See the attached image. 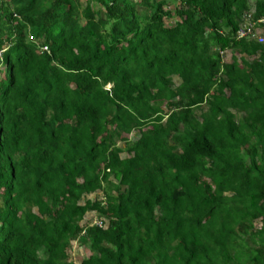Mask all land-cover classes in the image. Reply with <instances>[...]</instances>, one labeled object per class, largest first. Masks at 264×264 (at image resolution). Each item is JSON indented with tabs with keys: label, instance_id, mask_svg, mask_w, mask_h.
<instances>
[{
	"label": "trees",
	"instance_id": "trees-1",
	"mask_svg": "<svg viewBox=\"0 0 264 264\" xmlns=\"http://www.w3.org/2000/svg\"><path fill=\"white\" fill-rule=\"evenodd\" d=\"M262 18L0 0V264H264Z\"/></svg>",
	"mask_w": 264,
	"mask_h": 264
},
{
	"label": "rangeland",
	"instance_id": "rangeland-1",
	"mask_svg": "<svg viewBox=\"0 0 264 264\" xmlns=\"http://www.w3.org/2000/svg\"><path fill=\"white\" fill-rule=\"evenodd\" d=\"M84 1V0H82ZM253 4V3H252ZM171 5V2H168V6ZM243 25V24H242ZM241 25V26H242ZM239 57V55H237ZM230 59V54H228L227 57H225V60L228 62ZM175 81H179L178 79H175ZM137 134L132 133L128 136L129 140L133 141L137 139ZM127 157V155L122 154L121 157ZM101 198V195L99 193L93 194L91 196H89V199H95V198ZM95 214L94 213H87L84 220L89 221V220H95ZM88 250V249H87ZM81 244L79 241H74L71 245V249H70V255L71 258H73V260L75 261V264H80V261L83 258H86L88 256V251H87Z\"/></svg>",
	"mask_w": 264,
	"mask_h": 264
},
{
	"label": "clouds",
	"instance_id": "clouds-1",
	"mask_svg": "<svg viewBox=\"0 0 264 264\" xmlns=\"http://www.w3.org/2000/svg\"><path fill=\"white\" fill-rule=\"evenodd\" d=\"M260 24H264V18L261 19V22L258 23L256 26H254L253 29H251V34L250 37H253V36H257V37H261L262 33H263V27H259Z\"/></svg>",
	"mask_w": 264,
	"mask_h": 264
},
{
	"label": "built area",
	"instance_id": "built-area-1",
	"mask_svg": "<svg viewBox=\"0 0 264 264\" xmlns=\"http://www.w3.org/2000/svg\"><path fill=\"white\" fill-rule=\"evenodd\" d=\"M240 36H245L251 34V28H244L239 32Z\"/></svg>",
	"mask_w": 264,
	"mask_h": 264
}]
</instances>
